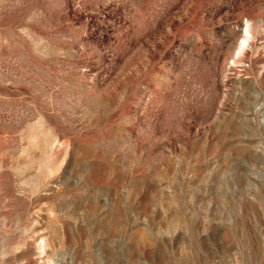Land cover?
<instances>
[{
    "label": "rangeland",
    "instance_id": "1",
    "mask_svg": "<svg viewBox=\"0 0 264 264\" xmlns=\"http://www.w3.org/2000/svg\"><path fill=\"white\" fill-rule=\"evenodd\" d=\"M0 264H264V0H0Z\"/></svg>",
    "mask_w": 264,
    "mask_h": 264
}]
</instances>
